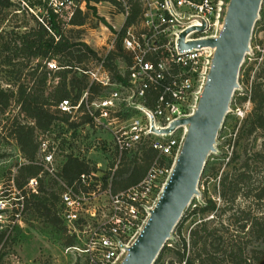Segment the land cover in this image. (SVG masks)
I'll return each instance as SVG.
<instances>
[{
	"label": "built area",
	"instance_id": "obj_1",
	"mask_svg": "<svg viewBox=\"0 0 264 264\" xmlns=\"http://www.w3.org/2000/svg\"><path fill=\"white\" fill-rule=\"evenodd\" d=\"M101 3H107L112 15H120L122 22L119 27L113 25L111 40L102 52L96 50L98 59L82 71L99 87V93L89 101L86 89L76 103L70 98L58 103L57 110L68 120H56L50 130L37 134L34 163L41 170L36 176L17 188L16 171L0 175V231L6 239L20 218L25 199L38 195L40 180L42 184L47 180L66 234L83 245H69L67 250L84 253L86 264H120L170 177L187 130L159 132L193 115L214 54L213 47L199 41L219 37L229 0H114L95 6ZM133 6L138 12L134 21L126 24ZM185 31V47H181L180 36ZM118 40L127 58L115 59L114 73L104 64ZM190 42L197 44L186 46ZM85 113L90 121L82 123ZM87 128L106 134L94 136L89 146L85 142ZM98 146L108 148L111 158L103 164L89 163L82 155ZM146 146L157 155L143 178L113 191L115 171L132 159L139 160ZM69 156L90 167L71 183L60 174ZM13 263L20 264L17 259Z\"/></svg>",
	"mask_w": 264,
	"mask_h": 264
},
{
	"label": "rangeland",
	"instance_id": "obj_2",
	"mask_svg": "<svg viewBox=\"0 0 264 264\" xmlns=\"http://www.w3.org/2000/svg\"><path fill=\"white\" fill-rule=\"evenodd\" d=\"M39 1L56 3L55 0H16L7 11V19L0 23V30L6 25L13 27L19 20L29 21L30 17L26 15V12L30 9L26 3H38ZM38 7L39 5L32 8L36 14L40 13ZM66 8L68 9L67 14L70 15L72 11L70 4H67ZM109 8L107 3L96 6L95 14L89 12V19L83 27L84 41L99 52L103 51V45L111 40V33H114V30H110L100 21V18L103 17L112 27L113 25L119 27L122 22L121 16L118 14L113 16ZM263 50L264 0L252 29L248 51L239 69L238 87L232 95L228 112L218 131L214 151L207 156L199 178L198 194L191 200L165 244L172 250L162 249L159 253L161 257L153 264H168L171 260L175 264H183L178 260V252L182 253L183 241L187 244L185 257H193L197 250L191 245V240L196 230L197 235L208 237L207 243L212 236L216 235L242 236L244 232L251 230L252 218L260 215L254 194L258 187L264 185V159L259 157L264 155V129L250 130L254 109L248 99V94L252 81L260 80L257 77V62L261 60V56L257 57V54ZM257 58L258 61L254 64ZM30 66L21 69L15 67L11 70L12 72L8 73L0 68V86L3 88L11 86L15 90L19 83L31 85L33 80L28 76ZM48 77L51 85H55L59 80L58 77L53 76V73ZM52 89L47 91L50 92ZM15 122L24 123L27 119L20 114L18 103L12 100L4 111H0L1 177L13 173L21 163L25 162L14 137L10 134ZM85 133V142L89 146L94 136L100 133L106 134L105 131L99 133L89 128L85 129ZM180 133H176L177 136ZM82 156L89 163L98 161L103 164L111 158V152L104 146H98ZM164 163L167 164V160ZM241 175H246L247 178L243 179ZM223 178L226 179L224 195L220 193V180ZM235 184L239 190L234 194ZM42 186L43 191L39 192L38 198L46 197V205L50 210L48 217L41 215L45 211L36 212L33 209L36 199L29 197L28 206L24 204L19 220L12 224L5 243L0 247V264H14L13 261L16 259L20 264H86L84 253L67 250L70 237L66 234L65 226L57 216V204L52 197V187L47 184V180H44ZM208 200L215 204V209L202 212L200 209ZM242 209L246 212L245 216L241 215ZM55 215L60 221L50 222V218ZM202 225L204 228H201ZM212 231L213 234H210ZM83 235L86 237L87 233ZM72 245L83 247L80 240H74ZM257 247V241L249 238L247 249Z\"/></svg>",
	"mask_w": 264,
	"mask_h": 264
},
{
	"label": "trees",
	"instance_id": "obj_3",
	"mask_svg": "<svg viewBox=\"0 0 264 264\" xmlns=\"http://www.w3.org/2000/svg\"><path fill=\"white\" fill-rule=\"evenodd\" d=\"M16 0H0V23L7 19V11L13 6ZM56 3L38 2L26 5L30 9L26 12L29 21L19 20L12 27L6 25L0 30V68L6 73L12 72L15 67L26 68L30 65L28 76L33 80L31 85L19 83L15 90L11 86L3 88L0 86V111H4L12 100L18 103V110L27 122H15L12 125L10 134L19 147L25 160L16 169L14 181L17 188H21L28 178L36 176L41 168L34 163L38 143L36 136L39 133L50 130L56 121H67L66 114H60L57 105L63 99L70 98L76 103L82 92L87 89L89 101L98 93L99 87L89 81V77L82 71L87 70L90 63L98 59L97 51L87 44L83 39V27L89 19V12L95 14L96 3L114 2V0H55ZM67 4L72 9L70 15L67 14ZM40 13H34L32 8L37 6ZM84 6V9H82ZM65 10V11H64ZM138 12L136 6L132 7L130 17L126 24L134 21ZM100 21L110 30L113 27L101 17ZM119 56L127 58L122 51L120 41L116 43L115 49L108 53L105 59V68L116 73L115 59ZM261 56L257 62V77L250 84L248 99L253 105L252 124L250 130L264 129V50L257 54ZM50 64H54L50 67ZM53 73L59 80L55 85H51L49 75ZM118 75L116 78L118 79ZM52 91L48 92V89ZM84 108V105H82ZM90 121V116L85 113L81 122ZM157 152L151 147L142 149V156L139 160L132 159L129 164H125L115 171L113 191L124 189L137 183L145 175ZM259 157L264 159V155ZM162 163L165 160L162 158ZM170 163V162H169ZM89 165L76 157L69 156L64 161L61 168V175L67 183H71L80 173L88 172ZM246 179V175H241ZM241 178V177H240ZM226 179L220 180L221 191L224 195ZM231 188V187H230ZM239 190L237 184L233 187V193ZM43 191L42 180H40L39 192ZM29 197L35 198L33 209L48 217L50 212L46 205V197L38 198L32 194ZM29 197L25 199V206L29 204ZM56 202V197L52 193ZM257 200L260 215L252 218L251 230L244 232L242 236L235 234L212 236L207 243L206 235H197V230L192 234L191 245L196 248L193 257H185L187 244L182 242V253L178 252L179 262L183 264H264V185L258 187L254 194ZM215 209V204L208 200L200 209L208 212ZM244 209L241 215L245 216ZM60 221L55 215L50 218V222ZM201 228H204L202 225ZM66 231V229H64ZM204 229H202L203 231ZM213 234V231L210 233ZM196 237L194 238V236ZM257 241L258 247L247 249L248 239ZM5 232L0 231V247L5 243ZM68 245H72L74 239L68 238ZM163 249H171L165 245ZM161 255L159 254L158 258ZM168 264H175L172 260Z\"/></svg>",
	"mask_w": 264,
	"mask_h": 264
},
{
	"label": "water",
	"instance_id": "obj_4",
	"mask_svg": "<svg viewBox=\"0 0 264 264\" xmlns=\"http://www.w3.org/2000/svg\"><path fill=\"white\" fill-rule=\"evenodd\" d=\"M263 0H229L225 23L216 39L199 41L214 48L211 67L193 115L178 119L159 133L186 127V134L167 180L139 236L120 264H153L194 196L205 161L228 112L241 63ZM200 31L201 29H196ZM180 45L185 47L183 37ZM190 42L186 46H194Z\"/></svg>",
	"mask_w": 264,
	"mask_h": 264
}]
</instances>
